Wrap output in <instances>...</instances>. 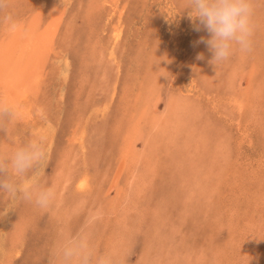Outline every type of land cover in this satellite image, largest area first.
I'll return each mask as SVG.
<instances>
[{
	"label": "rangeland",
	"instance_id": "1",
	"mask_svg": "<svg viewBox=\"0 0 264 264\" xmlns=\"http://www.w3.org/2000/svg\"><path fill=\"white\" fill-rule=\"evenodd\" d=\"M37 2L38 0H0V43L6 40L4 46L8 45L9 36L8 38L6 37V28L9 30L11 26L8 25L7 27V23H15L17 25L18 29L14 30L11 28L10 31L13 30V32L11 31L12 33L15 32L18 37L24 38L22 41L25 42L26 38H29L26 30H28L29 25L31 26L29 19L33 17L35 10L39 9ZM178 2L179 0H65L64 10H61V8L57 7L60 5L59 0H47L46 7L42 10L44 15L42 22L38 23L36 34L33 35L36 43L24 48L26 52H28L26 49L32 51L29 56L35 53L34 55L39 57L38 60H34V63L37 62L38 66L36 67L35 64L32 66L33 71L40 74H38L40 83L38 82L39 85L34 95L31 96L33 97L31 101L34 102L32 111L34 115L29 121L25 119H20V121L17 119L15 121V118H12L14 117V112L9 100L0 101V108L8 109L7 114L0 115V150L10 152L16 146L30 141L32 133L30 126L32 123L41 124V127L49 123L53 141L50 144L43 141L46 147L43 161L41 160L27 174L28 177L37 179L36 181L39 183L48 185L56 183L57 179L61 177L59 170L63 168L60 165L63 162L62 154L65 155L67 152L63 148H66L70 143L74 145V142L81 138L83 141L80 143L85 149H82L79 143L73 146V148H76L73 149L75 152H72L71 157L78 154V159L71 158L73 159L72 161H75L73 167L75 171L72 172L71 176L68 173L67 177L70 179L68 180V189L62 190L58 188V191L64 193L63 195L65 196L59 206L55 204L54 207L48 210L40 209V212L38 207L21 199L18 194L11 196L7 193H0V215L2 213L0 216V246L2 245L1 248L3 247V249L0 248V264H48L47 255L58 237L59 229L64 227L69 232H77L85 223L88 213L98 209L100 210L99 213L101 212L99 218L102 223L100 220L99 222L95 220L91 226L94 231L91 230L95 253L100 255L103 252L109 251L113 253L114 251L113 254L121 258L124 264H264V0H253V31L250 49L247 52H240L238 49L234 50L227 60L216 67L208 63L211 53L208 51L207 46L204 43H196L200 37L207 38L208 33L203 28L200 31L194 30L193 22L188 18L187 10L184 9L185 0ZM71 7L72 11L69 10ZM97 9L98 11H96ZM50 10H53V13L60 17V20H58L60 24L56 21L58 30L51 40L44 37L46 34L50 36L48 32L49 25H53V23H50L54 14ZM119 12L121 13L119 14ZM106 13L107 15H105ZM120 15L121 17H119ZM114 25H118L119 30L122 32L119 41H114L112 38ZM32 27H35V24H32ZM87 27L89 30H87ZM86 30L88 31L87 33ZM91 31L96 33L93 34ZM82 35L85 38L89 37L88 39L90 40L85 39ZM61 53L63 55H60ZM198 53L203 54V59H197ZM29 58L32 57L30 56ZM29 58L26 59L24 57L25 62H22L24 64L20 63L19 66L18 63H15L16 66L14 65L10 68V73H12L13 69L18 70L19 75L16 76L17 81L15 80V82L19 83V85L17 86L16 83L15 85L22 87L25 91H28L26 88L29 87L30 83L27 87L25 84L31 76V69H27L30 66V62H32ZM101 58H104L102 59L103 62L100 60ZM109 59L111 60L109 61ZM62 71H67L66 79H64L65 76H63L64 73ZM61 75L63 78H61ZM180 90L182 91L180 92ZM147 92L150 93L147 94ZM184 94L191 99L192 105L197 106L195 112L198 110L199 115L197 113L196 115L199 118L195 120L197 116L194 115L190 119L194 118L197 121L196 124L203 127V133L206 137L203 140L201 138L197 144H191L190 140H188V134H184L185 131L182 132L179 128H177L178 130L176 129L180 133L178 139H176L178 142H175L173 139L174 135L171 134V127L165 131L161 127L162 124L160 122L152 121L154 115L160 114L164 118L163 123H166V118H168L166 106L169 105V101L173 97L184 96ZM0 95L4 97L3 94ZM232 99H241V111L235 108L236 105L233 107ZM106 101L109 102L106 112L100 113L102 109H99L100 111H97V114L93 113V109L96 106H103ZM38 107L42 108L39 117L37 116ZM57 107L58 109H55ZM253 111L254 113H252ZM135 125L137 128L136 134H131L129 129L135 127ZM150 126L153 128L151 129ZM160 130L167 132V135H171L167 136L169 139L158 141L159 134L160 138L162 134ZM206 133L210 134L207 135ZM215 136L221 141H217ZM207 137L209 139L212 137L213 139L208 140ZM213 150H215V153ZM216 152L220 153L217 154ZM222 160L227 162V164ZM128 161H130V164ZM232 161H234V165ZM67 166H72V164H67ZM132 166L135 167L133 168ZM216 166L219 167L216 168ZM190 167L192 168L190 169ZM86 169L89 170L88 173L90 174L88 191L78 192L79 194L72 193L73 173L79 174L81 171H87ZM133 169L136 171H133ZM158 169L163 171L160 173ZM167 171H169V174ZM233 171H235L236 175L233 174ZM163 172H166L169 176ZM174 172H177L178 176ZM209 172H212V177ZM217 172L219 175H216ZM134 173L136 176L131 177ZM220 174H224L223 176L226 178L224 179ZM125 175L129 176L130 179L132 178V181H128ZM231 175L232 177L235 176L232 178ZM238 175L243 176V181ZM137 176H142L143 184L142 182L139 183L142 187L144 186L143 188L137 182ZM191 176H193L192 179H190ZM219 176L222 177L223 181ZM178 178L182 184L178 182ZM228 178L232 179V182L229 183L230 180ZM212 179L213 182L216 180L214 184ZM172 180H178L179 184L177 182L174 183ZM191 181L194 185H192ZM126 182L129 183L127 184ZM208 183L209 186L207 185ZM231 183L233 184L231 185ZM130 184L135 187L130 189L132 194L127 198ZM176 185L179 186V189ZM93 186L95 187L93 188ZM136 187L138 193L135 191ZM184 187L186 188L184 189ZM101 188H104V191ZM119 188L120 193L118 192ZM232 188L234 191H232ZM217 189L223 190L218 191ZM224 192L227 193L224 194ZM230 193L233 195L231 196ZM214 196L216 197L214 198ZM189 198L192 201L196 198L195 203ZM241 198L245 199V201ZM175 202L179 203L176 204ZM77 204L80 205L78 206ZM111 204L114 205L112 206ZM258 205L261 207L258 208ZM138 207L141 208L139 209ZM136 208L137 210H135ZM77 209H79L78 212ZM258 212L260 216L257 214ZM104 216L105 219L102 218ZM135 217L140 218L136 219ZM239 217L241 218L237 219ZM30 218L34 221L36 220V222ZM163 218H165L164 221ZM1 221H5L6 225ZM123 222H126L125 225L128 224L126 225L127 227ZM149 223H151V227ZM189 225L192 229H190ZM209 227L214 229L211 230V233ZM236 228L238 230L239 228L242 229L238 231ZM230 231H232V234ZM235 235L237 236L236 238ZM252 236L253 238L258 237L255 240ZM223 238L225 240L231 239V242L229 241L228 244ZM233 242H236L235 245ZM248 242H250L249 245ZM254 242L257 243L255 246L252 245ZM18 243L20 244L18 245ZM117 243L119 246H117ZM239 244L241 245L239 246L240 250L243 251L239 250ZM233 245L237 247V250L232 247ZM242 245H245V248ZM220 254H222V258ZM216 256H220V258L218 257L219 260L215 258Z\"/></svg>",
	"mask_w": 264,
	"mask_h": 264
},
{
	"label": "bare ground",
	"instance_id": "2",
	"mask_svg": "<svg viewBox=\"0 0 264 264\" xmlns=\"http://www.w3.org/2000/svg\"><path fill=\"white\" fill-rule=\"evenodd\" d=\"M13 1V0H12ZM21 1V0H20ZM58 1V0H57ZM113 1H116V0H113ZM166 1V0H165ZM182 1V0H181ZM180 0H179V2L178 3H180L181 2ZM59 2H60V5H58L57 7H59V9L61 8V10H64V4H65V0H59ZM75 2V1H74ZM80 2V1H79ZM73 3V2H72ZM78 3V2H77ZM92 3V2H91ZM118 3V2H117ZM168 3V2H167ZM176 3V2H175ZM46 4H47V0H38V2H37V7H39V9H37V10H35V13L33 14V17H31L30 19H29V21L31 22V26L29 25V27H28V30H26V32H27V34H28V36H29V38L27 39L26 38V36H25V38H26V40H25V42L24 41H22V40H24V38H22V37H18L16 34H15V32L14 33H12L13 32V30H11L10 31V29L12 28V29H14V30H16V29H18V27H17V25L15 24V23H7L6 25H7V27H8V25H10L11 26V28H9V30L6 28V37L8 38V36H9V41H7V46L5 45L4 46V43H5V41L6 40H4V42H1L0 43V94H3L4 95V97H2L1 95H0V101H4L5 102V100L4 99H6V100H9V102L11 103V105L10 106H12L11 108H12V110H13V112H14V117H12V118H15L14 120L16 121L17 119H19V121H20V119H25V120H27V121H29L30 119H31V117H33V115L34 114H32V111H33V104H34V102L33 101H31L32 99H33V97H31V96H33L34 95V93H35V91H36V88L38 87V85H39V83H40V77L38 76V74H37V72L36 71H33V68H32V66H34V64L36 65V67L38 66L36 63H34V60L36 61V60H38L39 59V57H37L36 55H34V54H31L30 56L32 57V58H29L30 56H29V53H32V51H30L29 49H26L28 52H26L25 51V46H26V48L28 47V46H32V45H35V43H36V40H35V38H33V35L34 34H36V26L38 25V23H41L42 22V19H43V9L46 7ZM95 4V3H94ZM109 4V3H108ZM107 4V5H108ZM114 4V3H113ZM161 4V3H160ZM15 5V4H14ZM102 5H104V4H102ZM117 5V4H116ZM162 5V4H161ZM165 6V5H164ZM164 6H162V7H164ZM36 7V8H37ZM56 7V6H55ZM75 7V6H74ZM95 7V6H94ZM105 7V6H104ZM160 7V6H159ZM161 7V8H162ZM176 7H178V6H176ZM179 7H180V5H179ZM93 8V7H92ZM114 8V7H113ZM166 8V7H165ZM164 8V9H165ZM23 9V8H22ZM53 10H56L55 8H52ZM172 9V8H171ZM53 10H50V12L51 13H53ZM69 10H71L72 11V7H71V9H69ZM177 10V9H176ZM175 10V11H176ZM181 10V9H180ZM187 10V9H186ZM31 11V10H30ZM57 11V10H56ZM96 11H98V9L96 10ZM74 12V11H73ZM87 12V11H86ZM122 12V11H121ZM121 12H119V14L121 13ZM124 12V11H123ZM177 12V11H176ZM185 12V11H184ZM68 13V12H67ZM173 13V12H172ZM175 13V12H174ZM187 13V12H186ZM185 13V14H186ZM31 14V13H30ZM54 14V16H53V19H52V21H51V23L50 24H52L53 23V25H49L48 27H49V35L50 36H48L47 34L46 35H44V37H47V38H49V40H51V39H53L54 38V35L56 34V32H57V30H58V25H57V23H56V21L58 22V20H60V17L56 14V13H53ZM70 14V13H69ZM123 14V13H122ZM67 15V14H66ZM105 15H107V13L105 14ZM183 16V15H182ZM182 16H181V18H182ZM70 17V16H69ZM119 17H121V15L119 16ZM142 17V16H141ZM52 18V17H51ZM109 18V17H108ZM172 18V17H171ZM185 18V17H184ZM189 18V17H188ZM106 20H108V19H106ZM105 20V21H106ZM61 21H62V19H61ZM110 21V20H109ZM59 24H60V22H58ZM32 24H35V27H32ZM120 24V23H119ZM170 25V24H169ZM171 26H172V24H171ZM93 27H94V25H93ZM39 28V27H38ZM37 28V29H38ZM95 28V27H94ZM169 29V28H168ZM69 30V29H68ZM87 30H89L88 29V27H87ZM86 30V33L88 32ZM93 31V30H92ZM91 31V32H92ZM96 31V30H95ZM191 32V31H190ZM75 33V32H74ZM93 33V32H92ZM94 33H96V32H94ZM93 33V34H94ZM25 34V33H24ZM91 34V33H90ZM69 35V34H68ZM79 35V34H78ZM86 35V34H85ZM121 35H122V32L119 30V28H118V25H114L113 26V29H112V38L114 39V41H116V40H118L119 41V39L121 38ZM72 36V35H71ZM70 36V37H71ZM83 36V35H82ZM98 36V35H97ZM109 36V35H108ZM84 37V36H83ZM94 37H95V35H94ZM110 37V36H109ZM46 38V39H47ZM85 38V37H84ZM87 38V37H86ZM85 38V39H86ZM89 38V37H88ZM87 38V39H88ZM92 38V37H91ZM111 38V39H112ZM193 38V37H192ZM44 39V38H43ZM70 39V38H69ZM94 39H96V38H94ZM98 39V38H97ZM109 39V38H108ZM172 39V38H171ZM2 40V39H1ZM8 40V39H7ZM71 40V39H70ZM88 40H90V39H88ZM170 40V39H169ZM196 40V39H195ZM86 41V40H85ZM92 41V40H91ZM71 42V41H70ZM93 42V41H92ZM105 42V41H104ZM111 42H112V40H111ZM11 43V44H10ZM69 43V42H68ZM89 43V42H88ZM51 44V43H50ZM86 44V43H85ZM97 44V43H96ZM116 44H118V43H116ZM170 44V43H169ZM202 44V43H201ZM92 45V44H91ZM114 45V44H113ZM49 46V45H48ZM82 46H83V42H82ZM100 46V45H99ZM102 46V45H101ZM64 48H65V46H63ZM62 47V48H63ZM94 47V46H93ZM96 47V46H95ZM103 47H104V45H103ZM50 48V47H49ZM88 48V47H87ZM101 48V47H100ZM105 48V47H104ZM117 48V47H116ZM40 49V48H39ZM90 49V48H89ZM88 49V50H89ZM105 51V50H104ZM37 52V51H36ZM38 52H39V50H38ZM88 52V51H87ZM103 52V51H102ZM40 53V52H39ZM93 53V52H92ZM106 53V52H105ZM107 54V53H106ZM106 54H104V55H106ZM60 55H63V53H61ZM85 55V54H84ZM56 56H58V55H56ZM24 57H26V59L27 58H29V59H31L32 60V62H30V66H29V68H27V69H31V71H30V79H28V81L27 80H25V81H27V83L25 84V86L27 87L28 86V84H29V87H27L26 89L28 90V91H25V90H23L22 89V87H17L18 85H19V83L17 84L16 82H15V80H16V76H18L19 75V73H18V70L17 69H13L12 70V73H10V68L12 67V66H14L15 65V63H18L19 64V66H20V63L21 64H24V63H22V62H25V59H24ZM55 57V56H54ZM118 58V57H117ZM41 59V58H40ZM54 59V58H53ZM52 59V60H53ZM102 59H104V58H101L100 60L102 61ZM30 60V61H31ZM41 60H43V59H41ZM40 60V61H41ZM111 59H109V61H110ZM61 61V60H60ZM63 61V60H62ZM99 61V60H98ZM106 61V60H105ZM109 61H108V63H109ZM103 62V61H102ZM91 63V62H90ZM115 63V62H114ZM17 64V65H18ZM40 64V63H39ZM42 64H44V63H42ZM89 64V63H88ZM109 64H111V63H109ZM118 64H119V62H118ZM234 64V63H233ZM57 65V64H56ZM59 65V64H58ZM92 65V64H91ZM90 65V66H91ZM112 65V64H111ZM115 65V64H114ZM16 66V65H15ZM40 66V65H39ZM42 66V65H41ZM107 66H109V65H107ZM35 67V68H36ZM55 67V66H54ZM100 67V66H99ZM235 67V66H234ZM34 68V69H35ZM53 68V67H52ZM61 68V67H60ZM119 68V67H118ZM121 68V67H120ZM26 69V70H27ZM54 69V68H53ZM24 70V69H23ZM94 70V69H93ZM39 71H40V69H39ZM100 71H102L101 69H100ZM260 71V70H259ZM63 72V71H62ZM64 74H63V76H65L64 77V79H66V76H67V71H65V72H63ZM22 74V73H21ZM25 74V73H24ZM89 74V73H88ZM40 75V74H39ZM81 75V74H80ZM87 75V74H86ZM264 75V74H263ZM63 76L61 75V78H63ZM116 76V75H115ZM80 77V76H79ZM28 78V77H27ZM82 78H84V77H82ZM256 78V77H255ZM254 78V79H255ZM21 79V78H20ZM22 79H23V77H22ZM77 79H79V78H77ZM58 80V79H57ZM137 80V79H136ZM17 81V80H16ZM24 81V82H25ZM65 81V80H64ZM63 81V82H64ZM18 82H19V80H18ZM39 82V83H38ZM15 83L17 84V86L15 85ZM86 83V82H85ZM106 83H107V81H106ZM255 84V83H254ZM92 85V84H91ZM66 86V85H65ZM82 86H84V85H82ZM194 87V86H193ZM232 87V86H231ZM99 89V88H98ZM190 89V88H189ZM244 90V89H243ZM142 91V90H141ZM144 91V90H143ZM182 90H180V92H181ZM245 91V90H244ZM78 92V91H77ZM92 92V91H91ZM184 92V91H183ZM188 92V91H187ZM257 92V91H256ZM66 93V92H65ZM150 93V92H149ZM148 92H147V94H149ZM186 93V92H185ZM140 94V93H139ZM191 94V93H190ZM214 94V93H213ZM77 95V94H76ZM183 95V94H182ZM78 97V96H77ZM147 97V96H146ZM251 97V96H250ZM130 98V97H129ZM142 98V97H141ZM197 98V97H196ZM200 98V97H199ZM205 98H206V96H205ZM244 98V97H243ZM131 99V98H130ZM129 99V100H130ZM218 100V99H217ZM225 100V99H224ZM236 100V101H235ZM134 101V100H133ZM232 103H233V107H235V105H236V109L239 111V109L241 108V99H232ZM235 101V102H234ZM246 101V100H245ZM254 101V100H253ZM256 101V100H255ZM49 102V101H48ZM244 102V101H243ZM129 103V102H128ZM134 103H135V101H134ZM247 103V102H246ZM259 103V102H258ZM132 104V103H131ZM169 104V105H168ZM167 105L168 106H166V112H167V115H168V118H166V123H163V121H164V118L162 117V115H160V114H157V115H154L153 116V119H152V121L153 120H155L156 122H160V124H162L161 125V127L163 128V130L165 129V131H166V129H169V127H171V134H173L174 135V137H173V139L175 140V142H178V141H176V139H178V135L180 134L178 131H176V129L177 128H179V130H181L182 132H184V134L185 133H187L188 134V140H190V143L192 144H197L198 143V141L202 138V140L204 139V138H206L205 137V134L203 133L204 132V130H203V127H200L199 125H197L196 123H197V121H195L197 118H199L197 115H196V113L199 115V112H198V110L195 112V110H196V108H197V106H194V105H192V102H191V99L188 97V95H185L184 94V96H178V97H173L170 101H169V103H168ZM153 105V104H152ZM57 106V105H56ZM108 106H109V102L108 101H106L105 102V104L103 105V106H101V105H99V106H96V108H98V109H96V108H94L93 109V113H96L97 114V111H100L99 109H102L101 111H100V113L101 112H106L107 111V108H108ZM155 106H156V104H155ZM206 106V105H205ZM216 106V105H215ZM228 106V105H227ZM251 106V105H250ZM77 107V106H76ZM245 107V106H244ZM263 107V106H262ZM217 108V107H216ZM232 108V107H231ZM247 108V107H246ZM254 108V107H253ZM256 108V107H255ZM55 109H58V107L57 108H55ZM96 109V110H95ZM218 109H219V107H218ZM229 109V108H228ZM227 109V110H228ZM242 109H243V107H242ZM260 109V108H259ZM247 110V109H246ZM38 117L40 116V112H42V108L40 109L39 107H38ZM58 111V110H57ZM77 111V110H76ZM212 111V110H211ZM240 111H241V109H240ZM248 111V110H247ZM255 111V110H254ZM254 111L252 112V113H254ZM262 111V110H261ZM36 112V111H35ZM63 113V112H62ZM142 113V112H141ZM225 113V112H224ZM261 113V112H260ZM42 114V113H41ZM226 114V113H225ZM243 114V113H242ZM248 114V113H247ZM141 115V114H140ZM194 115H196L197 117L195 118V120H194V118H192V119H190V117L191 116H193L194 117ZM233 115V114H232ZM244 115V114H243ZM262 115V114H261ZM234 116V115H233ZM241 116V115H240ZM250 116V115H249ZM253 116V115H252ZM235 117V116H234ZM248 117V116H247ZM247 117H245V118H247ZM254 118V117H253ZM259 118V117H258ZM45 119V118H44ZM93 119V118H92ZM149 119V118H148ZM204 119V118H203ZM242 119V118H241ZM46 120V119H45ZM88 120V119H87ZM202 120V119H201ZM236 120V119H235ZM235 120H234V122H235ZM251 120V119H250ZM253 120V119H252ZM86 121V120H85ZM92 121H94V120H92ZM205 121V120H204ZM247 121V120H246ZM248 121H249V119H248ZM13 122V121H12ZM202 122V121H201ZM200 122V123H201ZM208 122V121H207ZM216 122H217V120H216ZM87 123V122H86ZM146 123H148V122H146ZM199 123V122H198ZM202 123H204V122H202ZM202 123H201V125H202ZM239 123V122H238ZM244 123V122H243ZM246 123V122H245ZM254 123V122H253ZM262 123V122H261ZM23 124H25V123H23ZM40 124V123H39ZM136 124V123H135ZM150 124L152 125V123L150 122ZM208 124V123H207ZM212 124V123H211ZM136 125H138V124H136ZM136 125H135V127H132V128H130L129 129V132L131 133V134H134L136 131H137V128H136ZM154 125H156L155 123H154ZM204 125V124H203ZM205 125H206V123H205ZM264 125V124H263ZM53 126V125H52ZM214 126H216V125H214ZM246 126V125H245ZM262 126V125H261ZM1 127V126H0ZM11 127H13V126H11ZM31 131H32V133H31V140H34V139H42L44 142H47L48 144H50V143H52V141H53V135L50 133V130H51V127H50V124L49 123H46V124H44V126H42L41 127V124L40 125H37V123L36 124H31ZM151 127V126H150ZM238 127H241V126H238ZM247 127V126H246ZM153 127H151V129H152ZM160 128V127H159ZM217 128V127H216ZM215 128V129H216ZM264 128V127H263ZM205 129H206V127H205ZM213 129H214V127H213ZM234 129V128H233ZM238 129V128H237ZM244 129V128H243ZM27 130V129H26ZM157 130V129H156ZM178 130V129H177ZM235 130H236V128H235ZM263 130V129H262ZM154 131V130H153ZM160 131H162V130H160ZM159 131V132H160ZM165 131H162V132H160V133H162L161 134V138H160V134H159V139H157L158 141L159 140H165V139H169V137H167V136H171V135H167L166 133L167 132H165ZM213 131V130H212ZM258 131V130H257ZM52 132V131H51ZM206 132V131H205ZM208 132V131H207ZM216 132V131H215ZM238 132V131H237ZM247 132V131H246ZM241 133V132H240ZM239 133V134H240ZM71 134V133H70ZM127 134V133H126ZM136 134V133H135ZM207 134V133H206ZM208 134H210V133H208ZM207 134V135H208ZM233 134V133H232ZM154 135V134H153ZM219 135V134H218ZM10 137V136H9ZM157 137V136H156ZM213 137V136H212ZM211 137V138H212ZM216 137V136H215ZM243 137V136H242ZM186 138V137H185ZM208 138V140H210L209 139V137H207ZM213 139V138H212ZM215 139H217V137L215 138ZM11 140V139H10ZM75 140H76V138H75ZM218 140H220L221 141V139H217V141ZM234 140V139H233ZM239 140V139H238ZM248 140V139H247ZM68 141H69V138H68ZM83 141V139H81L80 138V140H76L75 142H74V145H78V143H79V145H81V143L80 142H82ZM173 141V140H172ZM206 142H207V140H205ZM214 141V140H213ZM223 141V140H222ZM71 142V141H70ZM87 142V141H86ZM205 142V143H206ZM119 143V142H118ZM129 143H130V141H129ZM153 143V142H152ZM208 143H209V141H208ZM207 143V144H208ZM213 143V142H212ZM211 143V144H212ZM215 143V142H214ZM224 144H226L225 142H223ZM87 144V143H86ZM189 144V143H188ZM216 144V143H215ZM10 145V144H9ZM74 145H72V143H70L66 148H63V150L64 151H67L66 152V154L64 155V154H62V157H63V164L62 163H60V165H62L63 166V168H62V170L60 169L59 170V173H60V175H61V177H59V179H57V189L58 188H60V189H62V190H64V189H68V186H69V181L68 180H70L67 176H68V173H69V176H71V174H72V172H74L75 170H74V163H75V161H72L73 159H71L72 157L75 159V160H77L78 158H77V155L78 154H76V155H73L72 157H71V154H72V152H75V151H73V149L74 148H76V147H74L73 148V146ZM120 145H122V144H120ZM229 145V144H228ZM237 145V144H236ZM6 146V145H5ZM82 146V145H81ZM153 146V145H152ZM164 146V145H163ZM178 146H179V144H178ZM198 146V145H197ZM208 146V145H207ZM215 146V145H214ZM230 146V145H229ZM2 147V146H1ZM7 147V146H6ZM88 147V146H87ZM189 147V146H188ZM192 147V146H191ZM195 148H196V146H194ZM204 147V146H203ZM206 147V146H205ZM220 147V146H219ZM233 147V146H232ZM46 148V147H45ZM84 147L82 146V149H83ZM164 148V147H163ZM190 148V147H189ZM221 148V147H220ZM219 148V149H220ZM225 148V147H224ZM2 149V148H1ZM85 149V148H84ZM125 149V148H124ZM169 149V148H168ZM191 149V148H190ZM192 149H194V148H192ZM202 149V148H201ZM206 149V148H205ZM215 149V148H214ZM230 149V148H229ZM236 149V148H235ZM122 150V149H121ZM127 150V149H126ZM216 150H217V148H216ZM223 150V149H222ZM5 151V150H4ZM181 151V150H180ZM196 151V150H195ZM215 150H213V152H214ZM218 151V150H217ZM231 151V150H230ZM244 151V150H243ZM79 152V151H78ZM123 152V151H122ZM125 152V151H124ZM133 152V151H132ZM188 152V151H187ZM197 152H199V151H197ZM49 153V152H48ZM126 153V152H125ZM181 153V152H180ZM215 153V152H214ZM217 153V152H216ZM220 153V152H219ZM219 153H217V154H219ZM223 153V152H222ZM222 153H221V155H222ZM226 153V152H225ZM238 153V152H237ZM47 154V153H46ZM134 154V153H133ZM132 154V155H133ZM135 154H136V152H135ZM207 154V153H206ZM213 154V153H212ZM216 154V155H217ZM234 154V153H233ZM48 155V154H47ZM123 155V154H122ZM128 155H130V154H128ZM184 155V154H183ZM196 155V154H195ZM208 155V154H207ZM207 155H205V156H207ZM210 155V154H209ZM75 156V157H74ZM202 156V155H201ZM212 156V155H211ZM217 157V156H216ZM215 157V158H216ZM225 157H226V155H225ZM132 158H134V157H132ZM157 158V157H156ZM187 158V157H186ZM203 158H205V157H203ZM210 158V157H209ZM218 158V157H217ZM227 158V157H226ZM237 158V157H236ZM166 159V158H165ZM193 159V158H192ZM257 159V158H256ZM116 160V159H115ZM124 160H125V158H124ZM139 160V159H138ZM194 160V159H193ZM192 160V161H193ZM224 160V159H223ZM222 160V161H223ZM233 160V159H232ZM240 160V159H239ZM43 161V160H42ZM62 161V160H61ZM88 161V160H87ZM131 161V160H130ZM130 161H128L129 162V164H130ZM161 161V160H160ZM162 161H164V160H162ZM168 161H170V160H168ZM195 161V160H194ZM207 161H208V158H207ZM213 161V160H212ZM214 161H216V160H214ZM226 161V160H225ZM241 161V160H240ZM255 161V160H254ZM81 162V161H80ZM143 162V161H142ZM145 162V161H144ZM153 162V161H152ZM186 162H188L187 160H186ZM224 162V161H223ZM233 163V165H234V161H232ZM236 162V161H235ZM262 162V161H261ZM87 163V162H86ZM133 163V162H132ZM167 163V162H166ZM176 163V162H175ZM198 163V162H197ZM196 163V164H197ZM217 163V162H216ZM222 163V162H221ZM224 163H226L227 164V162H224ZM67 164H72V166H67ZM79 164H81V163H79ZM163 164V163H162ZM170 164V163H169ZM189 164V163H188ZM195 164V165H196ZM213 164V163H212ZM259 164V163H258ZM262 164V163H261ZM45 165V164H44ZM78 165V164H77ZM124 165V164H123ZM152 165V164H151ZM168 165V164H167ZM192 165V164H191ZM201 165V164H200ZM209 165H210V163H209ZM248 165V164H247ZM264 165V164H263ZM86 166V165H85ZM127 166V165H126ZM170 166V165H169ZM207 166V165H206ZM226 166H228V165H226ZM230 166V165H229ZM241 166V165H240ZM249 166H250V164H249ZM133 168L135 167V166H132ZM150 167V166H149ZM185 167V166H184ZM199 167V166H198ZM210 167H212V166H210ZM214 167H215V165H214ZM217 167H219V166H216V168ZM225 167V166H224ZM230 167H232V166H230ZM236 167V166H235ZM82 168V167H81ZM125 168V167H124ZM123 168V169H124ZM138 168H140V167H138ZM148 168V167H147ZM151 168V167H150ZM176 168V167H175ZM189 168V167H188ZM192 167H190V169H191ZM195 168V167H194ZM227 168V167H226ZM238 169H239V167H237ZM244 168V167H243ZM248 168H250V167H248ZM255 168H256V166H255ZM41 169V168H40ZM128 169V168H127ZM132 169V168H131ZM135 169H137V168H135ZM142 169V168H141ZM149 169V168H148ZM210 169V168H209ZM208 169V170H209ZM212 169V168H211ZM219 169V168H218ZM221 169V168H220ZM234 169V168H233ZM237 169V170H238ZM251 169V168H250ZM253 169V168H252ZM258 169V168H257ZM87 170V169H86ZM116 170H117V168H116ZM125 170V169H124ZM145 170V169H144ZM159 170V172L161 173V171H163L162 169L160 170V169H158ZM164 170H165V168H164ZM187 170V169H186ZM232 170V169H231ZM241 170V169H240ZM246 170V169H245ZM259 170V169H258ZM35 171V170H34ZM41 171V170H40ZM88 171L89 170H87V171H84V172H80L79 174H77L76 172L75 173H73V187H72V193L74 192V193H78V192H80V193H82V192H85V191H88V189H89V173H88ZM133 171H136V170H134L133 169ZM143 171V170H142ZM145 171H147V169L145 170ZM195 171H197V170H195ZM227 171H229V169H227ZM247 171V170H246ZM147 172H149V171H147ZM151 172H152V170H151ZM158 172V173H159ZM171 172V171H170ZM173 172V171H172ZM204 172V171H203ZM223 172H225V171H223ZM231 172V171H230ZM250 172H252V171H250ZM264 172V171H263ZM130 173V172H129ZM154 173V172H153ZM163 173H166V172H163ZM167 173L169 174V171H167ZM166 173V174H167ZM176 173V174H175ZM209 173H211V177H212V172H209ZM216 173V172H215ZM232 173V172H231ZM237 173V172H236ZM253 173V172H252ZM36 174V173H35ZM38 174V173H37ZM132 174V173H131ZM140 174V173H139ZM149 174V173H148ZM155 174V173H154ZM167 174V176H169ZM174 174L176 175V176H178L177 175V172H174ZM182 174V173H181ZM180 174V175H181ZM194 174V173H193ZM197 174H198V172H197ZM200 174V173H199ZM228 174V173H227ZM233 174H235V171H233ZM93 175V174H92ZM150 175H151V173H150ZM161 175H163V174H161ZM165 175V174H164ZM163 175V176H164ZM214 175V174H213ZM216 175H219V173L217 172V174ZM220 175H222V174H220ZM224 175V174H223ZM222 175V176H223ZM226 175V174H225ZM230 175V174H229ZM236 175V174H235ZM234 175V176H235ZM240 175V174H239ZM238 175V177H241V179H242V181H243V176H239ZM259 175H260V173H259ZM264 175V174H263ZM59 176V175H58ZM126 176V175H125ZM133 176H136L135 175V173L131 176V177H133ZM142 176H143V173H142ZM142 176L141 177H138V183L140 182H142V180H143V178H142ZM149 176V175H148ZM182 176H183V174H182ZM189 176V175H188ZM195 176V175H194ZM202 176V175H201ZM233 176V177H234ZM245 176V175H244ZM253 176H254V174H253ZM257 176V175H256ZM146 177V176H145ZM144 177V178H145ZM179 177H181V176H179ZM190 177V176H189ZM192 177L193 176H191V178L190 179H192ZM199 177V176H198ZM217 177V176H216ZM220 177V176H219ZM218 177V178H219ZM228 177V176H227ZM231 177H232V175H231ZM232 177V178H233ZM255 177V176H254ZM30 178V177H29ZM91 178H93V177H91ZM126 178L128 179V181H132L131 179H130V177L128 176H126ZM136 178V177H135ZM147 178V177H146ZM151 178V177H150ZM153 178H154V176H153ZM171 178V177H170ZM210 178V177H209ZM222 177H220V179H221ZM223 178H224V176H223ZM226 178V177H225ZM224 178V179H225ZM249 178V177H248ZM263 178V177H262ZM157 179H158V177H157ZM156 179V180H157ZM179 179V178H178ZM215 179H217V178H215ZM229 179V178H228ZM239 179V178H238ZM260 179V178H259ZM37 180V179H36ZM72 180V179H71ZM137 180V179H136ZM160 180V179H159ZM163 180V179H162ZM167 180V179H166ZM210 180V179H209ZM222 180V179H221ZM230 180V179H229ZM236 180V179H235ZM127 181V180H126ZM144 181V180H143ZM150 181V180H149ZM168 181V180H167ZM172 181H174V180H172ZM178 181V180H177ZM177 181H174V183L175 182H177ZM216 181V180H215ZM214 181V182H215ZM223 181V180H222ZM226 181H227V179H226ZM260 181V180H259ZM95 182V181H94ZM151 182V181H150ZM154 182V181H153ZM178 182H180V184H182L181 183V181H180V179H179V181ZM177 182V183H178ZM192 182V181H191ZM212 182H213V179H212ZM214 182H213V184H214ZM218 182H220V181H218ZM230 182H232V179L229 181V183ZM237 182V181H236ZM114 183H115V181H114ZM127 184L129 183V182H126ZM134 183V182H133ZM140 183H139V185H140ZM166 183V182H165ZM183 183H185V182H183ZM193 183V182H192ZM207 183V182H206ZM240 183H242V182H240ZM94 184V183H93ZM126 184V185H127ZM142 184H143V182H142ZM160 184V183H159ZM172 184V183H171ZM179 184V183H178ZM220 184V183H219ZM233 183H231V185H232ZM239 184V183H238ZM237 184V185H238ZM106 185V184H105ZM135 185H137V184H135ZM168 185V184H167ZM187 185V184H186ZM192 185H194V183L192 184ZM208 186H209V183L207 184ZM231 185H230V187H231ZM246 185V184H245ZM259 185V184H258ZM72 186V185H71ZM111 186V185H110ZM141 186V185H140ZM139 186V187H140ZM162 186V185H161ZM169 186V185H168ZM188 186V185H187ZM198 186H199V184H198ZM202 186V185H201ZM216 186V185H215ZM218 186V185H217ZM227 186V185H226ZM260 186V185H259ZM264 186V185H263ZM95 186H93V188H94ZM104 187V186H103ZM112 187H114V186H112ZM132 187L134 188L135 186H133L132 184H130V187H129V190H128V192H127V198L128 197H130L131 196V194H132V191L130 190V189H132ZM138 187V186H137ZM137 187H136V192H137ZM142 187V186H141ZM144 187V186H143ZM142 187V188H143ZM145 187H147V186H145ZM150 187V186H149ZM171 187V186H170ZM176 187H178V189H179V186L178 185H176ZM203 187V186H202ZM213 187H214V185H213ZM221 187V186H220ZM219 187V188H220ZM229 187V186H228ZM229 187V188H230ZM233 187H236V186H233ZM238 187V186H237ZM244 187V186H243ZM106 188V187H105ZM182 188V187H181ZM186 187H184V189H185ZM201 188V187H200ZM239 188V187H238ZM102 189V188H101ZM104 189V188H103ZM102 189V190H103ZM139 189V188H138ZM209 189V188H208ZM224 189V188H223ZM222 189V190H223ZM234 189H236V188H234ZM264 189V188H263ZM59 190V189H58ZM124 190H126V189H124ZM171 190H173V189H171ZM170 190V191H171ZM202 190V189H201ZM218 190V189H217ZM222 190H218V191H222ZM238 190V189H237ZM236 190V191H237ZM245 190V189H244ZM256 190V189H255ZM67 191V190H66ZM104 191V190H103ZM186 191V190H185ZM197 191V190H196ZM211 191H213V190H211ZM214 191H215V189H214ZM218 191H217V193H218ZM227 191V190H226ZM232 191H234L233 190V188H232ZM246 191V190H245ZM93 192V191H92ZM118 192L120 193V188L118 189ZM134 192V191H133ZM144 192V191H143ZM199 192V191H198ZM205 192V191H204ZM207 192V191H206ZM228 192V191H227ZM227 192H224V194H226ZM230 192V191H229ZM249 192V191H248ZM138 193V192H137ZM140 193V192H139ZM146 193V192H145ZM171 193V192H170ZM184 193V192H183ZM237 194H239L238 192H236ZM250 193V192H249ZM64 193H62V192H60V191H58V195H57V202H56V204L59 206V204H60V202L63 200V199H65V196L63 195ZM79 194V193H78ZM77 194V195H78ZM136 194V193H135ZM143 194V193H142ZM189 194V193H188ZM192 194V193H191ZM190 194V195H191ZM195 194V193H194ZM202 194V193H201ZM204 194V193H203ZM208 194V193H207ZM222 194V193H221ZM261 194V193H260ZM260 194H259V196H260ZM89 195V194H88ZM172 195V194H171ZM181 195V194H180ZM184 195H186V194H184ZM183 195V196H184ZM216 195V194H215ZM230 195L232 196L233 194H231L230 193ZM229 195V197H231ZM249 195V194H248ZM262 195V194H261ZM74 196H76V195H74ZM81 196V195H80ZM118 196V195H117ZM135 196V195H134ZM170 196V195H169ZM176 196V195H175ZM208 196V195H207ZM218 196V195H217ZM222 196V195H221ZM225 196V195H224ZM228 196V195H227ZM243 196H246V195H243ZM254 196H255V194H254ZM10 197V196H9ZM84 197V196H83ZM140 197V196H139ZM142 197V196H141ZM186 197V196H185ZM188 197V196H187ZM192 197V196H191ZM216 196H214V198H215ZM236 197V196H235ZM256 197V196H255ZM89 198V197H88ZM124 198V197H123ZM136 198H137V196H136ZM180 198H182V197H180ZM211 198V197H210ZM209 198V199H210ZM22 199V198H21ZM84 199V198H83ZM141 199V198H140ZM139 199V200H140ZM185 199H188V198H185ZM189 199H191V198H189ZM196 199V198H195ZM195 199H194V201H192V199H191V201L193 202V203H195ZM199 199V198H198ZM206 199V198H205ZM212 199V198H211ZM221 199V198H220ZM230 199V198H229ZM232 199V198H231ZM239 199V198H238ZM241 199H243V198H241ZM254 199V198H253ZM263 199V198H262ZM10 200H11V198H10ZM89 200V199H88ZM142 200V199H141ZM172 200H174V199H172ZM244 201H245V199H243ZM256 201H258L257 199H255ZM84 201V200H83ZM91 201V200H90ZM89 201V202H90ZM112 201V200H111ZM147 201V200H146ZM169 201V200H168ZM167 201V202H168ZM171 201V200H170ZM175 201V200H174ZM185 201V200H184ZM183 201V202H184ZM199 201V200H198ZM224 201V200H223ZM232 201V200H231ZM248 201H249V199H248ZM260 201V200H259ZM15 202V201H14ZM72 202V201H71ZM116 202V201H115ZM114 202V203H115ZM122 202V201H121ZM134 202H135V200H134ZM144 202V201H143ZM165 202V201H164ZM167 202H166V204H167ZM173 202V201H172ZM181 202V201H180ZM201 202V201H200ZM238 202V201H237ZM247 202V201H246ZM255 202V201H254ZM25 203V202H24ZM65 203V202H64ZM113 203V202H112ZM120 203V202H119ZM118 203V204H119ZM124 203V202H123ZM136 203V202H135ZM147 203V202H146ZM176 203V202H175ZM179 203V202H178ZM178 203H176V204H178ZM202 203V202H201ZM207 203V202H206ZM205 203V204H206ZM218 203V202H217ZM236 203V202H235ZM10 204V203H9ZM27 204V203H26ZM26 204H25V206H26ZM30 204V203H29ZM70 204V203H69ZM85 204H86V202H85ZM92 204V203H91ZM99 204V203H98ZM103 204V203H102ZM117 204V203H116ZM137 204H139V203H137ZM160 204V203H159ZM159 204H158V206H159ZM164 204V203H163ZM183 205H184V203H182ZM191 204V203H190ZM222 204V203H221ZM229 204V203H228ZM237 204V203H236ZM235 204V205H236ZM31 205V204H30ZM64 205V204H63ZM78 205V204H77ZM80 205V204H79ZM78 205V206H79ZM112 205V204H111ZM114 205V204H113ZM112 205V206H113ZM122 205V204H121ZM120 205V206H121ZM147 205V204H146ZM168 205V204H167ZM194 205V204H193ZM197 205V204H196ZM213 205V204H212ZM217 205V204H216ZM254 205V204H253ZM7 206V205H6ZM57 206V207H58ZM76 206V205H75ZM85 206V205H84ZM98 206V205H97ZM102 206V205H101ZM119 206V205H118ZM117 206V207H118ZM123 206H125V205H123ZM173 206V205H172ZM187 206H189V205H187ZM220 206V205H219ZM259 206V205H258ZM81 207V206H80ZM104 207H106V206H104ZM132 207H134V206H132ZM145 207V206H144ZM160 207L162 208V206H161V204H160ZM169 207V206H168ZM193 207V206H192ZM199 207V206H198ZM197 207V208H198ZM224 207V206H223ZM241 207V206H240ZM243 207V206H242ZM246 207V206H245ZM261 206H259L258 208H260ZM59 208V207H58ZM91 208V207H90ZM89 208V209H90ZM103 208V207H102ZM109 208V207H108ZM130 208V207H129ZM129 208H127V209H129ZM139 208V207H138ZM141 208V207H140ZM139 208V209H140ZM158 208V207H157ZM156 208V209H157ZM164 208H167V207H164ZM186 208V207H185ZM216 208H217V206H216ZM239 208V207H238ZM6 209V208H5ZM23 209V208H22ZM22 209H21V211H22ZM39 210H40V208H38ZM113 209H114V207H113ZM124 209V208H123ZM126 209V208H125ZM134 209V208H133ZM154 209V208H153ZM205 209V208H204ZM219 209V208H218ZM220 209H221V207H220ZM225 209V208H224ZM262 209V208H261ZM42 210V209H41ZM41 210H40V212H41ZM65 210V209H64ZM93 210H94V208H93ZM99 210V209H98ZM135 210H137V208L135 209ZM146 210V209H145ZM147 210H151V209H147ZM179 210H181V209H179ZM187 210V209H186ZM223 210V209H222ZM236 210H238V209H236ZM243 210H244V208H243ZM6 211V210H5ZM26 211V210H25ZM29 211V210H28ZM53 211V210H52ZM95 211V210H94ZM100 211V210H99ZM107 211H109V210H107ZM128 211V210H127ZM152 211V210H151ZM172 211V210H171ZM224 211V210H223ZM240 211H241V209H240ZM2 212V211H1ZM39 212V211H38ZM39 212V213H40ZM44 212V211H43ZM103 212V211H102ZM125 212V211H124ZM123 212V213H124ZM164 212V211H163ZM183 212V211H182ZM181 212V213H182ZM247 212V211H246ZM250 213H251V211H249ZM262 212V211H261ZM5 213V212H4ZM36 213V212H35ZM49 213H51V212H49ZM54 213V212H53ZM52 213V214H53ZM68 213V212H67ZM101 213V212H100ZM121 213V212H120ZM140 213V212H139ZM174 213V212H173ZM216 213V212H215ZM234 213V212H233ZM263 213V212H262ZM41 214V213H40ZM125 214V213H124ZM131 214V213H130ZM129 214V215H130ZM133 214V213H132ZM136 214V213H135ZM143 214V213H142ZM155 214V213H154ZM185 214V213H184ZM239 214H241V213H239ZM249 214V213H248ZM258 215H259V212L257 213ZM1 215H2V213H1ZM0 215V216H1ZM128 215V214H127ZM140 215V214H139ZM145 215H146V212H145ZM165 215V214H164ZM168 216H170L169 214H167ZM250 215H253V214H250ZM6 216H7V214H6ZM11 217H13L12 215H10ZM9 216V217H10ZM19 216V215H18ZM30 216V215H29ZM103 216V215H102ZM168 216H166V217H168ZM172 216V215H171ZM194 216V215H193ZM229 216V215H228ZM236 216V215H235ZM242 216V215H241ZM257 216V215H256ZM260 216V215H259ZM15 218H16V216H14ZM21 217H22V214H21ZM26 217H28V215H26ZM31 217H32V214H31ZM106 217H108L107 215H106ZM141 217V216H140ZM139 217V218H140ZM218 217H219V214H218ZM234 217V216H233ZM250 217H252V216H250ZM258 217V216H257ZM102 218H104L105 219V216L104 217H102ZM136 218V217H135ZM138 218V217H137ZM136 218V219H137ZM138 218V219H139ZM147 218V217H146ZM150 218H151V215H150ZM154 218V217H153ZM170 218V217H169ZM180 218H182V217H180ZM189 218V217H188ZM187 218V219H188ZM227 218V217H226ZM225 218V219H226ZM241 217H239V218H237V219H240ZM246 218V217H245ZM245 218H243V219H245ZM30 219H32V218H30ZM74 219V218H73ZM132 219H134V218H132ZM164 219L165 218H163V221H164ZM191 219V218H190ZM236 219V218H235ZM257 219V218H256ZM260 219H262V218H260ZM11 220H13V219H11ZM10 220V221H11ZM19 220V219H18ZM24 220V219H23ZM33 220V219H32ZM98 221L97 222H99V220H100V218H98L97 219ZM123 220H125V219H123ZM126 220H128L127 218H126ZM170 220V219H169ZM177 220V219H176ZM183 220V219H182ZM198 220V219H197ZM227 220V219H226ZM255 220V219H254ZM264 220V219H263ZM3 221V220H2ZM1 221V222H2ZM14 221V220H13ZM25 221V220H24ZM34 221V220H33ZM65 221V220H64ZM63 221V222H64ZM102 220H100V222H101ZM121 221H122V219H121ZM134 221V220H133ZM139 221V220H138ZM138 221H137V223H138ZM143 221V220H142ZM148 221V220H147ZM162 221V220H161ZM231 221V220H230ZM240 221V220H239ZM243 221V220H242ZM241 221V222H242ZM247 221V220H246ZM258 221V220H257ZM5 222V221H4ZM4 222H2V223H4ZM8 222V221H7ZM15 222H17V221H15ZM21 222H22V220H21ZM29 222V221H28ZM34 222H36V220L34 221ZM105 222H106V220H105ZM108 222V221H107ZM111 222V221H110ZM120 222V221H119ZM146 222V221H145ZM144 222V223H145ZM154 222V221H153ZM204 222V221H203ZM235 222H236V220H235ZM249 222V221H248ZM264 222V221H263ZM1 223V224H2ZM9 223V222H8ZM19 223V222H18ZM33 223V222H32ZM67 223V222H66ZM102 223V222H101ZM114 223V222H113ZM112 223V224H113ZM124 223V222H123ZM126 223V222H125ZM125 223H124V225H125ZM128 223V222H127ZM140 223H141V220H140ZM143 223V222H142ZM190 223V222H189ZM199 223V222H198ZM253 223V222H252ZM5 224V223H4ZM3 224V225H4ZM96 224V223H95ZM95 224H94V226H95ZM111 224V223H110ZM121 224V223H120ZM133 224V223H132ZM150 224V227H151V223H149ZM155 224V223H154ZM158 224V223H157ZM235 224V223H234ZM233 224V225H234ZM254 224V223H253ZM262 224V223H261ZM6 225V224H5ZM23 225V224H22ZM25 225V224H24ZM93 225V224H92ZM91 225V226H92ZM126 225H128V224H126ZM125 225V226H126ZM143 225H145V224H143ZM238 226H239V224H237ZM251 225V224H250ZM263 225V224H262ZM10 226V225H9ZM17 226H18V224H17ZM104 226V225H103ZM106 226V225H105ZM131 226V225H130ZM135 226V225H134ZM146 226V225H145ZM154 226H156V225H154ZM153 226V227H154ZM162 226V225H161ZM211 226V225H210ZM235 226H236V224H235ZM253 226V225H252ZM29 227V226H28ZM107 227V226H106ZM110 227V226H109ZM114 227V226H113ZM127 227V226H126ZM189 227H190V225H189ZM221 227H222V225H221ZM225 227V226H224ZM240 227H241V225H240ZM245 227V226H244ZM257 227V226H256ZM12 228V227H11ZM16 228V227H15ZM21 228V227H20ZM19 228V229H20ZM101 228V227H100ZM148 228V227H147ZM146 228V229H147ZM215 228V227H214ZM2 229V228H1ZM104 229H106V228H104ZM113 229V228H112ZM119 229V228H118ZM183 229H186V228H183ZM189 229V228H188ZM187 229V230H188ZM190 229H192L191 227H190ZM209 229H210V233H211V230H214V229H211L210 227H209ZM208 229V230H209ZM216 229V228H215ZM220 229V228H219ZM237 229V228H236ZM242 229V228H241ZM240 228H239V230L238 231H240L241 230ZM253 229H254V227H253ZM5 230V229H4ZM13 230V229H12ZM15 230V229H14ZM22 230V229H21ZM92 231H93V228L91 229ZM95 230V229H94ZM102 230V229H101ZM114 230V229H113ZM148 230V229H147ZM153 230V229H152ZM223 230V229H222ZM243 230H245V231H247L246 229H244L243 228ZM1 231V230H0ZM25 231V230H24ZM69 231V230H68ZM91 231V232H92ZM115 231H117V230H115ZM118 231H120V230H118ZM190 231V230H189ZM227 231H228V229H227ZM254 231V230H253ZM16 232V231H15ZM94 232V231H93ZM103 232V231H102ZM153 232V231H152ZM204 232V231H203ZM212 232H214V231H212ZM225 232V231H224ZM232 231H230V233H231ZM256 232V231H255ZM2 233V232H1ZM117 233H119V232H117ZM207 233V232H206ZM229 233V235H231ZM246 233V232H245ZM247 233H248V231H247ZM11 234V233H10ZM21 234V233H20ZM189 234V233H188ZM187 234V235H188ZM194 234V233H193ZM239 234V233H238ZM260 234V233H259ZM121 235V234H120ZM203 235H205V234H203ZM212 235V234H211ZM214 235V234H213ZM216 235V234H215ZM227 235V234H226ZM234 235V234H233ZM239 235H241V234H239ZM14 236H16V235H14ZM18 237V236H17ZM121 237H122V235H121ZM206 237V236H205ZM210 237V236H209ZM208 237V238H209ZM213 237V236H212ZM211 237V238H212ZM215 237V236H214ZM225 237H227V236H225ZM224 237V238H225ZM229 237V236H228ZM237 236L235 235V238H236ZM240 237V236H239ZM251 237V236H250ZM256 237H258V236H256ZM255 237V238H256ZM13 238V237H12ZM22 238V237H21ZM128 238V237H127ZM183 238V237H182ZM210 238V239H211ZM223 238V239H224ZM231 238V237H230ZM252 238H253V236H252ZM255 238H253V239H255ZM17 239V238H16ZM25 239V238H24ZM118 239V238H117ZM207 239V238H206ZM214 239V238H213ZM238 239V238H237ZM236 239V240H237ZM19 240V239H18ZM119 240H121V239H119ZM215 240V239H214ZM225 240V239H224ZM231 240V239H230ZM230 240H225V241H227V243L229 244V241ZM242 240V239H241ZM248 240V239H247ZM256 240V239H255ZM258 240V239H257ZM260 240V239H259ZM261 240H262V238H261ZM234 241V240H233ZM238 241H240V240H238ZM252 241V240H251ZM22 242V241H21ZM124 242V241H123ZM224 242V241H223ZM231 242V241H230ZM241 242V241H240ZM246 242V241H245ZM244 242V243H245ZM17 243V242H16ZM186 243V242H185ZM214 243V242H213ZM216 243V242H215ZM220 243H221V241H220ZM226 243V244H227ZM235 243L236 242H233V244L235 245ZM239 243V242H238ZM237 243V244H238ZM249 243L250 242H248V245H249ZM253 243V242H252ZM20 243H18V245H19ZM24 244V243H23ZM121 244V243H120ZM124 244V243H123ZM255 244H257L256 242H254V244H252V245H254L255 246ZM128 245V244H127ZM215 245V244H214ZM234 245L232 246V247H234ZM2 246V245H1ZM1 246H0V248H1ZM96 246V245H95ZM117 246H119L118 245V243H117ZM153 246V245H152ZM239 246H241L240 244L238 245V248H239ZM254 246H253V248H254ZM110 247V246H109ZM151 247V246H150ZM214 247V246H213ZM223 247V246H222ZM231 247V248H232ZM242 247H244L245 248V245H242ZM113 248H114V246H113ZM119 248V247H118ZM184 248V247H183ZM220 248H221V246H220ZM219 248V249H220ZM224 248V247H223ZM222 248V249H223ZM228 248H230L229 246H228ZM234 248H236V250H237V247H234ZM256 248V247H255ZM1 249H3V247L1 248ZM110 250H112L111 248H109ZM216 249V248H215ZM230 250V249H229ZM239 250H240V248H239ZM238 250V251H239ZM250 250V249H249ZM253 250V249H252ZM117 251H118V249H117ZM189 251V250H188ZM219 250H218V248H217V252H218ZM226 251V250H225ZM225 251H223V252H225ZM240 251H243V250H240ZM246 251V250H245ZM248 251V250H247ZM255 251V250H254ZM18 252V251H17ZM109 252V251H108ZM221 252V251H220ZM230 252V251H229ZM233 252H235V251H233ZM19 253V252H18ZM104 253V252H103ZM113 253H114V251H113ZM191 253V252H190ZM219 253V252H218ZM239 253V252H238ZM242 253V252H241ZM245 253V252H244ZM260 253H262V252H260ZM15 254H17L16 252H15ZM246 254V253H245ZM244 254V255H245ZM256 254V253H255ZM191 255V254H190ZM189 255V256H190ZM215 255H216V253H215ZM221 255V258L223 257L222 256V254H220ZM234 255V254H233ZM238 255V254H237ZM4 256V255H3ZM225 256V255H224ZM235 256H236V254H235ZM254 256V255H253ZM193 257V256H192ZM191 257V258H192ZM219 258H220V256H218ZM217 256L215 257L216 259L218 258ZM230 257V256H229ZM248 257H249V255H248ZM144 258V257H143ZM219 258H218V260H219ZM43 259V258H42ZM150 259V258H149ZM236 259V258H235ZM253 259V258H252ZM256 259V258H255ZM45 260V259H44ZM230 260H232V259H230ZM249 260V259H248ZM7 261V260H6ZM9 261V260H8ZM12 261V260H11ZM193 261V260H192ZM233 261H234V259H233ZM251 261V260H250ZM223 262V261H222ZM226 262V261H225ZM232 262V261H231ZM235 262V261H234ZM249 262V261H248ZM4 263V262H3ZM247 263V262H246ZM252 263H253V261H252ZM256 263V262H255ZM229 264V263H228Z\"/></svg>",
	"mask_w": 264,
	"mask_h": 264
},
{
	"label": "clouds",
	"instance_id": "3",
	"mask_svg": "<svg viewBox=\"0 0 264 264\" xmlns=\"http://www.w3.org/2000/svg\"><path fill=\"white\" fill-rule=\"evenodd\" d=\"M253 7V0H185L184 9H187L194 30L203 28L208 33L207 38L200 37L196 41L204 43L211 53L208 63L216 67L227 60L234 50L247 52L250 49ZM197 59H203V54L198 53ZM7 112L8 109L0 108V115ZM44 156L42 139L20 144L10 152L0 150V193L18 194L42 210L54 207L57 185H44L27 175ZM99 215V210L89 212L85 223L75 233L61 227L48 252V264H124L111 252L95 253L91 225Z\"/></svg>",
	"mask_w": 264,
	"mask_h": 264
}]
</instances>
